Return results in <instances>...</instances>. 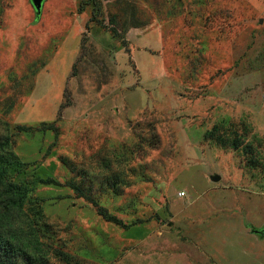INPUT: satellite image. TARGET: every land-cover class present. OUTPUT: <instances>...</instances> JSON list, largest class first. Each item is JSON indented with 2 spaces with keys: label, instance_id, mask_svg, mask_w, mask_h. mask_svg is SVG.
Wrapping results in <instances>:
<instances>
[{
  "label": "rangeland",
  "instance_id": "obj_1",
  "mask_svg": "<svg viewBox=\"0 0 264 264\" xmlns=\"http://www.w3.org/2000/svg\"><path fill=\"white\" fill-rule=\"evenodd\" d=\"M0 135L43 264H264V0H0Z\"/></svg>",
  "mask_w": 264,
  "mask_h": 264
},
{
  "label": "trees",
  "instance_id": "obj_2",
  "mask_svg": "<svg viewBox=\"0 0 264 264\" xmlns=\"http://www.w3.org/2000/svg\"><path fill=\"white\" fill-rule=\"evenodd\" d=\"M26 129V126L22 127ZM8 139L0 135V185H4L6 198H3V210L0 213V264H19L22 257L28 264H43L42 250L33 252L32 240L24 229L10 233L8 225L13 223L14 212L18 211L26 197V186L15 182L6 183L8 172L23 162L9 149ZM46 182L51 180H44ZM99 213L107 220L122 224V219L109 214L105 208L99 207Z\"/></svg>",
  "mask_w": 264,
  "mask_h": 264
},
{
  "label": "water",
  "instance_id": "obj_3",
  "mask_svg": "<svg viewBox=\"0 0 264 264\" xmlns=\"http://www.w3.org/2000/svg\"><path fill=\"white\" fill-rule=\"evenodd\" d=\"M45 0H31L35 11H36V15L40 16L41 12H42V8H43V3Z\"/></svg>",
  "mask_w": 264,
  "mask_h": 264
},
{
  "label": "flooded vegetation",
  "instance_id": "obj_4",
  "mask_svg": "<svg viewBox=\"0 0 264 264\" xmlns=\"http://www.w3.org/2000/svg\"><path fill=\"white\" fill-rule=\"evenodd\" d=\"M262 234H264V230H260Z\"/></svg>",
  "mask_w": 264,
  "mask_h": 264
}]
</instances>
